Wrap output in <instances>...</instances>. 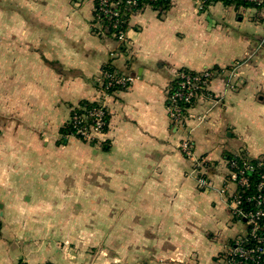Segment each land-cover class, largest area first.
<instances>
[{
    "label": "crops",
    "instance_id": "obj_1",
    "mask_svg": "<svg viewBox=\"0 0 264 264\" xmlns=\"http://www.w3.org/2000/svg\"><path fill=\"white\" fill-rule=\"evenodd\" d=\"M169 1L130 13L121 43L99 31V0H0V264H90L73 238L90 233L71 220L80 204L84 221L85 205L104 207L130 264H220L247 231L228 206L227 156H264V9ZM106 65L132 83L106 96L101 143L65 137L73 106L102 98ZM182 68L216 69L188 121L208 187L167 105ZM68 145L82 163L60 162L77 155Z\"/></svg>",
    "mask_w": 264,
    "mask_h": 264
},
{
    "label": "built area",
    "instance_id": "obj_2",
    "mask_svg": "<svg viewBox=\"0 0 264 264\" xmlns=\"http://www.w3.org/2000/svg\"><path fill=\"white\" fill-rule=\"evenodd\" d=\"M143 1L144 5L152 6L160 0H99L97 4L98 14L104 15L108 19V22H104L103 18L99 16L101 20V26L99 31L105 35L108 32L112 33V36L119 42L124 43L127 41L126 26L124 23H128L130 13L137 11L140 7V2ZM201 7L205 6V0H197ZM257 4L262 3L264 0H250ZM142 3V2H141ZM108 66V65H106ZM104 66L100 73V79L103 82L102 98L97 100L98 104L93 109H90L81 114H75L70 118L73 130L67 133L65 137H77L78 139L87 143H99L102 136L107 131L108 120L106 116L108 114L107 105L104 102L106 96L110 94L107 91L109 88H114L111 93L130 87L132 78L119 72L116 69H109ZM199 74L191 77L183 72H178L177 77L181 76L183 80L180 82V90L175 92L169 97L170 105L168 106L173 126L179 131L183 137L180 139L178 148L192 161L193 172L206 173V160L203 157L196 155L194 151V143L192 141V132L187 126L188 121L192 117L190 112L192 107L185 108L179 105L178 99L190 102L194 97L199 100L201 98L210 97L209 85L212 81L210 72L208 70L199 71ZM202 77H207L203 80ZM201 92L196 93L191 90V87L200 83ZM196 83V84H195ZM116 88V89H115ZM183 89H190L187 92ZM258 166L264 165V156L257 157ZM251 157L242 153V155H236V157L228 160L229 173L227 176L228 183L235 185L236 189L230 192L228 195V206L232 215L240 221H244L249 228L248 234L257 237L258 245L252 248H246L242 245L243 238H237V246L232 247L228 245L227 253L236 254L241 260L239 262H232L230 264H239L245 262L246 264H264V237H258V230L261 228L259 223L260 217L264 216V172L261 173L259 182L257 183L258 193L252 198L255 199L257 209L255 211H246L243 207V189L250 186V180L246 175V172L253 170L254 166L251 164ZM200 187H208L210 184L205 176L198 178ZM227 183V182H226ZM248 199H251L249 197Z\"/></svg>",
    "mask_w": 264,
    "mask_h": 264
},
{
    "label": "trees",
    "instance_id": "obj_3",
    "mask_svg": "<svg viewBox=\"0 0 264 264\" xmlns=\"http://www.w3.org/2000/svg\"><path fill=\"white\" fill-rule=\"evenodd\" d=\"M218 1H222L226 4H234L236 6H240V5H243V6H250V7H255L257 9H264V1L260 4H257L256 2L254 1H250V0H205V6H209L210 4H213L215 2H218ZM142 2V3H141ZM140 4H139V9H141L142 7L146 6L144 5L145 3H143V1H141ZM155 9L159 10L160 13H163L164 11H166L169 6H170V1L169 0H160L159 2L155 3L154 5H152ZM99 16H101L104 20V22H108V19L106 17H104V15L102 14H98L97 18H99ZM127 26V23L125 24L124 23V27ZM108 35H112L111 32H108L107 33ZM107 68L109 69H113L112 66L108 65L106 66ZM208 72H210V77L208 78H214L215 77V73H216V69L215 68H210V69H207ZM180 72H183L187 75H190L191 77H194L196 75H198L199 73L197 71H194V70H191V69H188V68H182L179 70ZM203 80L206 79L207 77H202ZM183 80V78L181 76H178L176 77L169 85L168 87V94H167V105L169 106L170 105V99L169 97L171 95H173L175 92H177L178 90H180V82ZM196 84V83H195ZM200 83H197L196 85L192 86L191 87V90L195 91L196 93H199L201 92V89H200ZM103 88V87H102ZM116 89V88H115ZM112 90H114V88H109L107 89L108 92H112ZM190 89H183L182 91L184 92H187L189 91ZM179 105L182 106L186 112L187 109L185 108H189V107H193L196 103H197V99H195L194 97L191 99V101L189 102H186L184 100H181V99H178L177 100ZM98 104L97 101H88V100H83L81 101L80 103H78L77 105L73 106V111H71V114H70V117L68 119V121L63 125L62 129H61V134H63L64 136L67 135V133H69L70 131L73 130V126L71 124V117L75 114H81V113H84L90 109H93L94 107H96V105ZM171 118V116H170ZM106 119L108 120V125H109V121H110V114L108 112L107 116H106ZM171 123H172V126H173V121L171 119ZM187 126L188 123H187ZM174 127V126H173ZM108 128V127H107ZM106 128V130H107ZM179 133V131H177ZM180 135V133H179ZM193 141V139H192ZM101 142H97V143H90L92 145H97V144H100ZM236 157V155H229L227 156V160L229 159H232ZM251 164L254 166V169L253 170H249L246 172V175L248 176L249 180H250V186L243 189L242 193H243V207L246 211H255L257 209V205H256V201L254 198H252L254 195H256L258 193V190H257V183L259 182V179H260V176H261V173L264 172V165H260L258 166V159L257 158H251ZM206 166V165H205ZM197 176L200 177V176H205L206 177V173H197ZM249 197H251V199H248ZM259 223L261 224V228L258 230V233H257V236L258 237H264V216L260 217L259 219ZM248 231H249V228L247 227V231L245 232V234L242 236L243 238V243L242 245L246 248H252V247H255L258 245V240H257V237H254L252 235H250V232L248 234ZM230 245L232 247H235L237 246L236 244V241L233 240L230 242ZM222 258H224V260H222V262L220 264H230L232 262H239L241 259L234 253H223L219 259L221 260ZM45 264H49V263H45ZM239 264H246L245 262H242V263H239Z\"/></svg>",
    "mask_w": 264,
    "mask_h": 264
},
{
    "label": "rangeland",
    "instance_id": "obj_4",
    "mask_svg": "<svg viewBox=\"0 0 264 264\" xmlns=\"http://www.w3.org/2000/svg\"><path fill=\"white\" fill-rule=\"evenodd\" d=\"M182 137L183 135L180 133L179 142ZM179 142L177 146H179ZM68 146H69L68 149L75 150L77 155L72 156L71 154H69V152L66 151L64 152V154H62V156L59 157L60 162L62 161L64 163H69V164L82 163L84 158L83 155L84 150L76 146H70V145ZM236 155H242V152ZM76 156H78V158H76ZM189 161H190V165L192 166L193 160L189 159ZM227 164H228V160H227ZM228 173H229V166H228ZM85 206H90L89 220L84 221L80 217L83 209L82 204L74 205L75 218L71 220L72 222L75 223V227L77 229L84 228V229H89L90 231L89 235L86 234L82 235L81 234L82 232H80V234L73 237L77 245H80L81 247L85 245V252L86 253L88 252L90 255V259H91L90 264H130V252L122 251L120 246L121 239L123 238L124 240V237L114 235L115 221L113 219L108 218V220H106L107 224H105V220L103 219V215H105L104 207L103 210L101 211L99 209L100 205L98 203H92L90 205H85ZM107 215H109L108 212ZM76 243L74 244V247H76ZM221 260H224V258H222Z\"/></svg>",
    "mask_w": 264,
    "mask_h": 264
}]
</instances>
